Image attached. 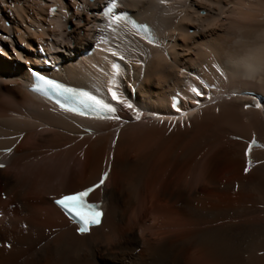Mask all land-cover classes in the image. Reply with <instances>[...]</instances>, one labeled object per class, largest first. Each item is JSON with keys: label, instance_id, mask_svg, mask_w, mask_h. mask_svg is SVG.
Masks as SVG:
<instances>
[{"label": "bare ground", "instance_id": "bare-ground-1", "mask_svg": "<svg viewBox=\"0 0 264 264\" xmlns=\"http://www.w3.org/2000/svg\"><path fill=\"white\" fill-rule=\"evenodd\" d=\"M51 1L0 0V148L15 145L0 154V264H264V106L243 95L264 94V0H118L153 41L103 23L94 12L106 0H53L49 16ZM39 48L60 61L56 75L112 86L141 119L113 102L120 119H81V134L25 89ZM174 91L184 116L169 107ZM108 164L90 194L101 223L77 235L52 199L94 184ZM39 181L49 183L41 192Z\"/></svg>", "mask_w": 264, "mask_h": 264}, {"label": "snow or ice", "instance_id": "snow-or-ice-1", "mask_svg": "<svg viewBox=\"0 0 264 264\" xmlns=\"http://www.w3.org/2000/svg\"><path fill=\"white\" fill-rule=\"evenodd\" d=\"M116 0H111V7L107 9L108 12H111L112 7L115 6ZM52 11H55L53 9ZM113 22H115V17H113ZM144 34L148 40H152L153 37L145 29ZM111 51V49H109ZM116 53H113L115 55ZM121 60L124 59V55H120ZM111 68L112 79L109 81L110 85L116 84V77L120 72V65L118 63H112ZM32 76L34 77V83L32 88L37 93L43 94L45 97L54 99L56 105L65 111L76 113L80 116H86L90 118H100V119H114L119 120L120 117L116 115L117 108L113 103L108 102L106 98L102 95L94 94L92 91L74 88L64 85L63 83L57 82L51 78L45 77L41 73L33 70ZM110 94L111 101L119 102L124 105L125 108L131 109L134 113V119L139 121L141 119V113L133 107L131 103L127 100L120 99L117 91L113 89L112 86H109L107 89ZM197 97L202 96L203 93L199 89H193ZM100 89H96V93H99ZM197 105H199V100H197ZM173 108L177 112L181 110L177 107V103H173ZM155 115V114H153ZM186 115V113L181 112V116ZM176 119V118H172ZM181 124L183 121L181 120ZM8 151H11L9 149ZM247 154V153H246ZM0 167H3L0 164ZM249 168L245 167V172ZM107 176V173H104L99 184L104 183V179ZM99 187V185H94L93 188ZM93 188H86L83 191L74 192L68 195H63L59 199H56L54 202L59 206L62 211L70 217L72 220L76 221L79 224L77 231L79 233H86L89 231L90 225H97L100 223V217L102 213L97 210L99 205L90 204L86 202V197L88 194L93 191ZM87 211H83V210Z\"/></svg>", "mask_w": 264, "mask_h": 264}, {"label": "rangeland", "instance_id": "rangeland-1", "mask_svg": "<svg viewBox=\"0 0 264 264\" xmlns=\"http://www.w3.org/2000/svg\"><path fill=\"white\" fill-rule=\"evenodd\" d=\"M53 2V0L50 2L51 4H54V3H52ZM84 2V0H81V3H83ZM73 4H74V1L72 2ZM72 6V5H71ZM75 9V7H74V5H73V8H72V10H74ZM78 11V10H77ZM73 13L74 12H76L75 10L74 11H72ZM205 14V11H203V10H200V14ZM88 22H92V20H89ZM87 22V23H88ZM89 25H91V24H89ZM89 25H87L86 27H84V31L86 32V34H87V32L89 31V29L91 28H89L88 29V27H89ZM59 30V31H58ZM63 30V27H60L59 29H56V30H53L52 29V33H59L60 31H62ZM73 30H74V28H73ZM72 30V31H73ZM173 31V30H172ZM172 31L170 32V30L169 31H166L165 32V34H166V36L167 37H171V34L170 33H172ZM196 31V30H195ZM176 32L177 31H174L172 34H174L175 35V37L178 35V34H176ZM51 33V34H52ZM168 33H169V35H168ZM61 35H62V33H61ZM181 39L180 37H179V35L174 39V40H176V39ZM52 39V38H51ZM59 40H61V39H59ZM170 41H171V39H170ZM175 42V41H174ZM197 45V44H196ZM72 46V45H71ZM194 49H197V48H194ZM33 52V51H32ZM166 57V56H165ZM7 59H9V57H7ZM167 60H168V58H167ZM33 61V62H32ZM32 61H29V64H34V60H32ZM134 63V62H133ZM156 79V78H155ZM155 82H156V85L157 86H159V85H161L160 84V81H159V79H156L155 80ZM188 102H190L189 100H188ZM183 106V105H182ZM144 121V120H143ZM143 121H141V122H143ZM142 135V134H141ZM82 139V138H81ZM155 141H152V140H148V145L150 146L151 145V143H152V145L149 147V148H156L157 146H158V144L157 143H154ZM224 141H222V142H220V143H223ZM159 143V142H158ZM81 144V143H80ZM142 144H144V143H141L140 145H142ZM156 145V146H155ZM86 146H87V144L85 143L84 144V146H82L80 149H78L76 152H75V156L76 157H78V158H80L81 160L84 158V154H85V150L86 149H84V148H86ZM154 146V147H153ZM151 148V149H152ZM111 150H113V147L111 146ZM108 152H109V150H108ZM134 151H131L130 153H128V155L129 156H131V157H135V155H134ZM107 159H108V154H107V156H105V158H104V164L105 163H107ZM34 160V159H33ZM32 160V161H33ZM37 160V158L35 159V161ZM35 161H33V163H35ZM83 173V174H82ZM82 173H79L78 174V178H82V177H85V175H84V171H82ZM77 176V175H76ZM76 176H73L74 177V179H73V177L70 179V182H73L74 183V181L76 182V180L75 179H78ZM74 180V181H73ZM48 182L47 181H39V183H38V190L41 192L42 190H43V188L45 187V186H48ZM1 198L0 199H2L3 200V195H1L0 196ZM224 197L225 196H221V197H216V201L217 202H220V201H222L223 199H224ZM145 200H147V201H144V203L146 202V204L144 205V210H143V208H142V210H143V214H141L140 215V217H142L143 219L142 220H145L146 218H147V215L146 214H148V210H149V208H147V207H149L150 206V200H149V198L147 197V198H145ZM8 207H10V206H8ZM147 208V209H146ZM146 217V218H145ZM140 219V218H139ZM146 224V223H145ZM146 226H148L147 224H146Z\"/></svg>", "mask_w": 264, "mask_h": 264}]
</instances>
